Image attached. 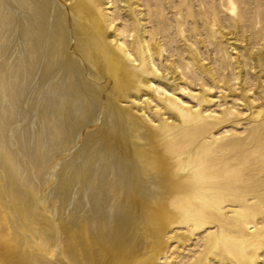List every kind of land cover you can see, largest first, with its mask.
<instances>
[{"label":"bare ground","instance_id":"bare-ground-1","mask_svg":"<svg viewBox=\"0 0 264 264\" xmlns=\"http://www.w3.org/2000/svg\"><path fill=\"white\" fill-rule=\"evenodd\" d=\"M105 3L0 0V73L20 92L11 119L0 106V264H154L171 237L187 241L172 221L225 199L178 157L172 109L162 128L147 119L151 48L142 28L136 56L110 37ZM240 215L243 231L253 215Z\"/></svg>","mask_w":264,"mask_h":264},{"label":"rangeland","instance_id":"rangeland-1","mask_svg":"<svg viewBox=\"0 0 264 264\" xmlns=\"http://www.w3.org/2000/svg\"><path fill=\"white\" fill-rule=\"evenodd\" d=\"M105 7L110 37L136 56L133 37L142 28L151 48L158 76L139 99L150 101L147 119L162 128L171 108L178 121L167 135L180 145L178 157L191 172L207 169L208 188L225 196L204 217L172 221L169 236L187 241L171 237L154 264H243L242 252L247 264H264V244H257L264 238V0H106ZM16 83L0 73L7 120L19 113ZM188 122L213 128L201 134ZM243 209L253 217L242 231L235 223Z\"/></svg>","mask_w":264,"mask_h":264}]
</instances>
